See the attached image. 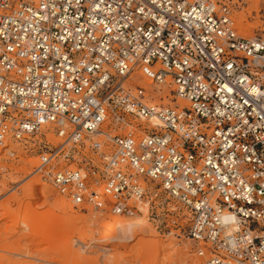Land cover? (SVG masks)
I'll list each match as a JSON object with an SVG mask.
<instances>
[{
    "label": "built area",
    "instance_id": "obj_1",
    "mask_svg": "<svg viewBox=\"0 0 264 264\" xmlns=\"http://www.w3.org/2000/svg\"><path fill=\"white\" fill-rule=\"evenodd\" d=\"M163 86L186 104L155 102ZM10 141L76 208L172 218L197 264H264V37L230 3L0 0Z\"/></svg>",
    "mask_w": 264,
    "mask_h": 264
},
{
    "label": "rangeland",
    "instance_id": "obj_2",
    "mask_svg": "<svg viewBox=\"0 0 264 264\" xmlns=\"http://www.w3.org/2000/svg\"><path fill=\"white\" fill-rule=\"evenodd\" d=\"M216 1L233 5L240 35L264 37V0ZM137 82L151 87L145 78ZM44 132L50 141H58L52 128ZM42 134L39 139L45 140ZM37 164V153L22 142L10 141L0 152V264H197L193 241L172 218L169 224H161L144 217V238H124L121 232L119 237L105 239L103 223L97 224L92 235L86 226L102 215L74 207L35 174ZM113 217L105 215L108 221ZM121 219L132 223L139 218ZM153 227L169 231L175 239H157Z\"/></svg>",
    "mask_w": 264,
    "mask_h": 264
},
{
    "label": "bare ground",
    "instance_id": "obj_3",
    "mask_svg": "<svg viewBox=\"0 0 264 264\" xmlns=\"http://www.w3.org/2000/svg\"><path fill=\"white\" fill-rule=\"evenodd\" d=\"M142 78H145L144 76H142ZM147 81H149L147 78H145ZM150 84H151V87L150 88H147L148 91H150L151 89H153L155 87V85L152 84L151 81H149ZM164 88V92L162 93L163 96H164V99L163 100H160L159 98H157L155 100V102L157 103H163V104H170V105H180V106H184L186 104V102L184 100H181V99H178L177 101H174L173 100V97H172V94L170 92L171 90V87H167V86H163ZM156 95V94H155ZM172 97V98H171ZM165 100H170L169 102L165 103ZM172 102V103H170ZM53 129L55 131V127L54 125L52 124H49L47 126H45L42 131H43V134L46 135L47 137V134L46 132H44V130H47V132H49L50 129ZM48 138V137H47ZM95 138H98L97 135H95ZM49 140V139H48ZM102 141L105 140V137L103 139H101ZM50 141V140H49ZM14 142H19V141H14ZM88 143V141H86ZM86 151H88V148H86ZM92 154V152H91ZM93 155V154H92ZM95 157H97L96 155H94ZM75 167V164L73 162L69 163L68 164V168H74ZM35 172V171H34ZM35 174L39 175L37 172H35ZM40 176V175H39ZM41 178V177H40ZM42 180V178H41ZM44 181V180H42ZM45 182V181H44ZM47 183V182H45ZM49 184V183H47ZM62 196V195H61ZM65 198V197H64ZM75 207V206H74ZM80 209V208H78ZM84 209H87V210H83V211H93V212H97L99 214H101L102 216L98 217L97 219L93 220V221H90L88 223V225L86 226L87 227V230L90 231V233L92 235H95L96 233V228H97V224L99 225V223H103L105 225V228L103 230V235H104V238L105 239H110L112 237H119V234L122 232V234H124V238H129L130 236H132L133 238H136V236L138 238H144L146 237V232H145V228H146V219L141 216H136V217H126L124 215H121V214H117V213H113V212H110V211H101V210H98V211H95L93 210V207L90 206V205H85ZM81 210V209H80ZM106 214H110V215H113V220L112 221H108L106 218H105V215ZM122 217H125V218H139L137 220H135L134 222L132 223H129L127 221H123V219H121ZM141 217V218H140ZM114 219L115 221L117 222H114ZM114 223V224H113ZM155 228L156 230V234H157V239H162V240H165L167 239L168 237H171L172 235L170 234L169 231L167 230H164L162 228H158V227H153ZM137 230H141L140 233H137ZM120 234V235H122ZM173 237V236H172ZM132 238V239H133ZM175 239V236L173 237ZM189 238V237H188ZM191 240V239H190ZM140 245V244H139ZM162 245V244H161ZM161 245L158 244L157 246V249H160L159 247H161ZM136 246V245H135ZM194 253V251H193ZM195 255V254H194ZM196 257V256H195ZM197 258V257H196ZM83 261L86 263L88 260L85 259V258H82ZM79 264H82V263H79Z\"/></svg>",
    "mask_w": 264,
    "mask_h": 264
}]
</instances>
